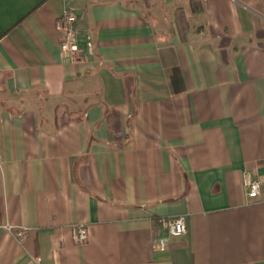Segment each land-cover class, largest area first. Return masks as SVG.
Returning <instances> with one entry per match:
<instances>
[{
    "label": "crops",
    "instance_id": "obj_1",
    "mask_svg": "<svg viewBox=\"0 0 264 264\" xmlns=\"http://www.w3.org/2000/svg\"><path fill=\"white\" fill-rule=\"evenodd\" d=\"M0 223V264H264V0H0Z\"/></svg>",
    "mask_w": 264,
    "mask_h": 264
},
{
    "label": "built area",
    "instance_id": "obj_2",
    "mask_svg": "<svg viewBox=\"0 0 264 264\" xmlns=\"http://www.w3.org/2000/svg\"><path fill=\"white\" fill-rule=\"evenodd\" d=\"M76 16L69 10H65L61 17L56 21V28L62 33V40L59 43V49L62 53H69L74 56L79 48L76 38ZM245 186L248 189L247 197L249 200H256L259 195V180L246 179ZM159 226L165 235L170 237H179L186 233L185 219L182 216L168 217L159 220ZM0 230L13 234V236L22 243L26 236V228H19L15 231L12 225L0 223ZM87 228L85 225H76L73 228L72 239L76 244H83L87 240ZM166 247V240L159 238L155 245V249L163 251Z\"/></svg>",
    "mask_w": 264,
    "mask_h": 264
}]
</instances>
